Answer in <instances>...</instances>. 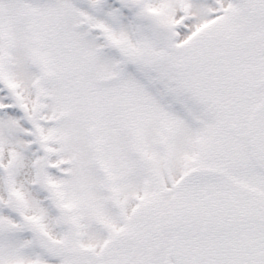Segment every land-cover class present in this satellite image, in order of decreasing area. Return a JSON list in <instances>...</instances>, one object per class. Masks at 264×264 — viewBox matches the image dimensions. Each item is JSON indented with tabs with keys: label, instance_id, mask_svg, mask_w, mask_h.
Listing matches in <instances>:
<instances>
[{
	"label": "snow or ice",
	"instance_id": "1",
	"mask_svg": "<svg viewBox=\"0 0 264 264\" xmlns=\"http://www.w3.org/2000/svg\"><path fill=\"white\" fill-rule=\"evenodd\" d=\"M0 264H264V0H0Z\"/></svg>",
	"mask_w": 264,
	"mask_h": 264
}]
</instances>
